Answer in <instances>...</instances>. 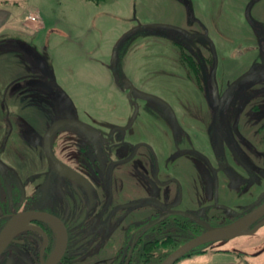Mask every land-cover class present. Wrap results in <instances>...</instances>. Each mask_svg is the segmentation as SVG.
<instances>
[{"label":"rangeland","instance_id":"rangeland-1","mask_svg":"<svg viewBox=\"0 0 264 264\" xmlns=\"http://www.w3.org/2000/svg\"><path fill=\"white\" fill-rule=\"evenodd\" d=\"M8 5L27 23L15 29L14 42L0 40V159L5 165L0 208L15 212L45 205L68 228L66 260L107 264L116 258L127 228L150 222L159 203L177 204L186 213H218L216 203L238 212L255 201V183L232 161L226 173L214 177L194 157L167 159L177 154L175 133L191 134L196 124L195 134L203 129L184 112L201 97L179 60L181 53L215 54L222 88L254 66L261 71L264 0H10ZM35 11L39 19L28 21ZM152 24L162 26L147 27ZM130 84L159 101L130 100ZM136 109L133 125L115 132L131 123ZM152 110L161 117L150 115ZM63 119L93 128L65 124L51 140L55 154L85 175L84 182L49 169L43 139ZM147 143L153 144L160 165L152 166L149 154L145 157ZM17 177L26 187H17ZM171 179L158 185L157 180ZM259 184L264 195V177ZM59 239V230L48 222L28 224L0 264H41V257L47 262ZM208 249L205 256L177 264L228 255L264 264V226L252 236Z\"/></svg>","mask_w":264,"mask_h":264},{"label":"flooded vegetation","instance_id":"flooded-vegetation-1","mask_svg":"<svg viewBox=\"0 0 264 264\" xmlns=\"http://www.w3.org/2000/svg\"><path fill=\"white\" fill-rule=\"evenodd\" d=\"M259 33L262 35V31ZM202 55L203 54L200 51L194 50V52L190 54L191 65H185L181 60V55L179 60L184 66L188 78L191 81H195L198 90L197 92L201 97V99L198 101H192V108L189 111L184 109L185 115L189 116V118L193 121L200 123V125L203 126V129L199 130V132L195 134L194 130L196 129V124L192 127L191 134H189L187 131H182L179 135L175 133V135H173V138H175L174 147L178 155L173 152L170 154L167 160L174 162L176 157L181 158L182 160L188 157H190V159L194 157L197 160H200L201 163L205 165L206 169L212 172L211 174L214 177H218L220 174L226 173L227 167L232 161V164L238 166L241 169V172L246 176L245 179L250 180L251 183H255L254 187L258 189L259 195L255 194V201L252 203H246L245 205H248V207H240L238 212H235L230 205H221L219 203H216L214 206L215 209H217L216 211L219 210L218 213H215L214 209L190 212L211 226H222L234 222L264 203V195H261L262 193L260 191L263 185L259 184L261 179L264 177V81L262 80L264 68H261L260 71L257 69L260 67L254 66L252 69L244 72L236 81L232 83L231 86L222 88L218 79H216V70L218 64L217 56L215 54H212V56ZM126 81L127 84H129V81ZM128 91V96L131 93L132 100L135 101H137L136 99L139 98H147L148 102L150 103L159 101L156 100L158 98H155L152 94L138 89L133 85L128 86ZM240 98H243V102ZM240 101L242 103H240ZM159 105L165 106L164 104ZM148 113L150 115L161 117L159 113H156L153 110L148 111ZM245 125H248V127L245 128ZM126 127L115 128L114 131L117 132L126 130L128 129ZM92 129L93 128L88 129L87 131H91ZM96 133H98L100 138L103 137L98 131H96ZM111 138L113 139L112 136ZM106 142L108 141L106 140ZM145 149L146 152L144 155L147 158V155L149 154V157L151 158V165H160V161L158 160V156L156 155L153 144L147 143ZM100 157H102V154L101 156L100 154L99 156H95V159L99 160ZM57 158L59 157L57 156ZM60 160L72 167L63 159ZM117 161L118 160H115L114 163ZM164 161H166V159ZM90 165L91 163L84 164V168L87 169L90 167ZM1 168H5L3 162L2 165H0V169ZM49 169L52 171V173L59 174L72 182L86 181V176L81 174L75 168L74 169L82 175V177L78 180L70 179L69 177L55 171L51 166H49ZM174 181L175 180L171 179L165 183H161L159 180H157L158 185L160 186L168 185ZM17 182V187H26L25 184L22 186V182L18 177ZM25 196L27 197V195ZM26 197L23 195L24 199H26ZM39 205V207L36 205L35 208L27 207L25 209H19L15 212H7L4 207H1L0 236L4 231L8 220L17 212L25 210H41L57 215L45 205ZM155 211L150 214L151 217L161 218L167 215L183 216L171 214L173 211H181L177 208V204L169 206L164 203H159ZM217 214L218 216H216ZM213 217L218 218L216 222L213 220ZM190 219L194 221L196 226V235L194 237L201 235L207 230V228L197 220L193 218ZM263 221L264 214L254 223L242 229L238 235L232 238L206 244L205 246H210L215 243L229 241L240 237L252 236L259 232L264 224L254 234L249 235L248 232L253 230L259 223ZM33 223L36 222H32L30 224ZM25 229L17 237H15L12 243H14L25 232ZM41 258L43 259V257Z\"/></svg>","mask_w":264,"mask_h":264},{"label":"water","instance_id":"water-1","mask_svg":"<svg viewBox=\"0 0 264 264\" xmlns=\"http://www.w3.org/2000/svg\"><path fill=\"white\" fill-rule=\"evenodd\" d=\"M162 25L152 24L147 27H158ZM117 53L113 54V64L116 63ZM129 99L132 100L131 93L129 94ZM138 110H136L135 115L131 123L126 127L130 128L137 116ZM65 124H74L81 129H91L89 125L78 120V119H63L55 121L47 130L44 139H43V148L48 161L49 166H51L55 171L69 177L73 180H78L82 177V175L76 171L74 168L70 167L63 161H61L54 154L51 146V140L54 133ZM0 165H2V161L0 160ZM23 186V184H22ZM24 187V186H23ZM24 192V197H25ZM171 214L183 215L189 218H193L197 220L199 223L203 224L207 230L199 236H196L177 249L172 251L160 264H177L179 261L184 259L188 254H190L193 250L205 246L206 244L214 243L217 241H221L224 239L232 238L238 233L246 228L247 226L254 223L257 219H259L264 214V203L261 204L256 209L252 210L248 214L242 216L241 218L235 220L226 225L222 226H211L206 223L204 220L196 217L191 213H186L183 211H173ZM37 221H45L52 225H54L60 234L59 244L57 246L56 251L52 255V257L45 262L41 258V264H59L62 259L65 257L68 246H69V231L65 224V222L58 217L57 215L41 210H25L17 212L12 215V217L8 220L5 225L4 231L0 236V256L5 252V250L9 247L12 241L17 237L23 230L27 227L28 224ZM264 224V221L259 223L253 230L248 232L249 235L254 234L257 230Z\"/></svg>","mask_w":264,"mask_h":264},{"label":"trees","instance_id":"trees-1","mask_svg":"<svg viewBox=\"0 0 264 264\" xmlns=\"http://www.w3.org/2000/svg\"><path fill=\"white\" fill-rule=\"evenodd\" d=\"M1 1L3 0H0V3L6 2ZM181 60L185 65H191L190 55L184 51ZM152 218L150 222L145 221L142 225L127 228L125 238L116 250V258L107 264H160L172 251L196 235L195 223L188 217L167 215ZM220 251L224 252L221 249L213 250V252ZM208 252H210L208 246H202L185 258ZM71 259L66 260L65 257L59 264H77L75 257Z\"/></svg>","mask_w":264,"mask_h":264},{"label":"crops","instance_id":"crops-1","mask_svg":"<svg viewBox=\"0 0 264 264\" xmlns=\"http://www.w3.org/2000/svg\"><path fill=\"white\" fill-rule=\"evenodd\" d=\"M3 1H6V3H0V40L9 38V40L14 42L13 39H15L16 37L13 35V32L18 26L21 27L22 23L25 24L27 22H24V20L22 22L20 16L14 14V10L11 9L8 5V2H10V0ZM203 256L205 255L203 254ZM195 258L187 261H182L181 264H257V260L249 261L237 257L233 258V256L231 255H228V257L222 259Z\"/></svg>","mask_w":264,"mask_h":264},{"label":"built area","instance_id":"built-area-1","mask_svg":"<svg viewBox=\"0 0 264 264\" xmlns=\"http://www.w3.org/2000/svg\"><path fill=\"white\" fill-rule=\"evenodd\" d=\"M39 19L38 13H31L28 16V21H37Z\"/></svg>","mask_w":264,"mask_h":264}]
</instances>
